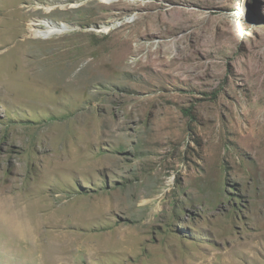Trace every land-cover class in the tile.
<instances>
[{
	"label": "rangeland",
	"instance_id": "374dc122",
	"mask_svg": "<svg viewBox=\"0 0 264 264\" xmlns=\"http://www.w3.org/2000/svg\"><path fill=\"white\" fill-rule=\"evenodd\" d=\"M0 24V193L45 233L1 223L0 264H264V0H0Z\"/></svg>",
	"mask_w": 264,
	"mask_h": 264
},
{
	"label": "bare ground",
	"instance_id": "6f19581e",
	"mask_svg": "<svg viewBox=\"0 0 264 264\" xmlns=\"http://www.w3.org/2000/svg\"><path fill=\"white\" fill-rule=\"evenodd\" d=\"M37 22L32 21L31 24H30V30H31L30 31V35L32 37H35V38H41V37H43V38L46 39V38H48V37H50V36H52L54 34H60V33L65 32V29H62V28L58 27L56 24L47 23L46 22V23H44L42 25V24H39ZM38 26H41V27L44 26V28H46L45 35L44 36L42 35V32L41 31H39V30L36 29V27H38ZM0 27H1V24H0ZM25 42H28V40L27 41L25 40ZM7 57L10 58V54H8ZM123 58L124 57H122L121 60ZM124 61L122 60V62H124ZM12 79H13V76L3 75L2 74V71L0 69V85L2 83L9 84V83H11ZM5 192H1L0 193V226H1V223L3 224L1 226V230H2V228H5L6 229V231L4 230L5 233L11 232L12 235H14L16 237L18 236V238L19 237L20 238H23V237L25 238V235L29 231H31V230L34 229L33 231L35 232V235H34L35 237L33 238V245L35 246L39 241H42L44 239L43 238V235H45V233L40 232V230H38L36 227H34V228L31 227V225L33 223L31 222V217L28 214V212H27L26 209H28V207H31L32 204H28L27 201L30 200V199H35L33 201H34L35 204L38 205V208H40V202L41 201L38 200L37 198H34V197H36L35 195L25 196L24 197L23 195H20V194H15V195L12 194V196H8V195H6L7 193H5ZM43 198H44L43 199L44 202H47L48 201L47 202V206L43 207L45 209V211H43L44 214H45V212L51 211L53 205L55 204V200L56 201L57 200H61V199H59L60 197L59 198H56L55 200L54 199H50L51 198L50 196H48V197L45 196ZM34 225H35V223H34ZM35 226H37V225H35ZM58 228H59V226H58ZM4 232H3V234H5ZM8 235L9 234H7V235L5 234L6 237H8ZM110 235L115 236L114 233H113V231L110 232ZM3 237L1 236V238H3ZM9 237H11V236H9ZM58 247H61L59 249V251H58V255L55 254L54 257L51 258L50 257V253H49V258H47V263L51 264L54 261H56L58 263L60 262V264H69V261L68 260H65L66 259L65 256L67 254H70L72 252V250L71 249H68V247H66V245H58ZM92 251H93L92 257H94L95 255H97L98 253H102V249H99V248L92 249ZM34 261H37V258H34Z\"/></svg>",
	"mask_w": 264,
	"mask_h": 264
}]
</instances>
